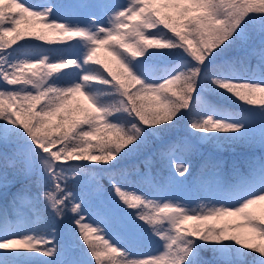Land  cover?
Listing matches in <instances>:
<instances>
[{
  "label": "snow or ice",
  "instance_id": "6c2138e0",
  "mask_svg": "<svg viewBox=\"0 0 264 264\" xmlns=\"http://www.w3.org/2000/svg\"><path fill=\"white\" fill-rule=\"evenodd\" d=\"M0 147V264H264V0H0Z\"/></svg>",
  "mask_w": 264,
  "mask_h": 264
},
{
  "label": "trees",
  "instance_id": "16d2710c",
  "mask_svg": "<svg viewBox=\"0 0 264 264\" xmlns=\"http://www.w3.org/2000/svg\"><path fill=\"white\" fill-rule=\"evenodd\" d=\"M35 1L37 0H27V3H34ZM32 43H38V44H42L43 45V42H40V41H32ZM44 47H49L48 45H43ZM225 106L227 108H229L230 110H238L236 108L235 105H231V104H225ZM183 124L186 126V122L183 121ZM187 127V126H186ZM179 130V129H178ZM178 135H179V132H177ZM229 150H234L236 151L235 153H231L230 155H226L225 151H229ZM0 151H3V148L0 147ZM9 151H11V149H9ZM218 152V153H214V152ZM201 153L203 154V156H199L197 158V156H193L191 158V163L193 161V164H192V170H193V173L196 174L199 172L200 170V165L203 163V157H207L209 155L213 156V157H222L226 163L230 166L231 165V162L233 159H239L241 157H243L244 155L248 154L249 153V150L247 148H236V149H226L224 151H218L216 148H214L212 145L210 144H204L202 146V151ZM256 155H259V152L257 151L256 152ZM178 157H179V154H178ZM163 174L164 175H167L168 174V170L167 169H163ZM229 171V168H226L225 169V172H228ZM102 183H104V185L107 187V180H104L102 181ZM137 189L141 190V191H147L146 188H142V187H139V186H136ZM4 203L3 200H0V205H2ZM144 251H152L151 248L149 249H144ZM206 255H210V254H206Z\"/></svg>",
  "mask_w": 264,
  "mask_h": 264
},
{
  "label": "rangeland",
  "instance_id": "374dc122",
  "mask_svg": "<svg viewBox=\"0 0 264 264\" xmlns=\"http://www.w3.org/2000/svg\"><path fill=\"white\" fill-rule=\"evenodd\" d=\"M46 2V0H37L35 1L34 3H44ZM178 129L177 132H179V136H184L187 134V127L183 124V121L180 123V125L178 126ZM202 151V148L201 150ZM179 158V157H178ZM193 164V161L192 163ZM138 191H141L139 189H137ZM185 200L187 203L190 204L191 207L193 208H198L200 207L201 205L203 204H207V201L206 200H203V199H198L197 197L195 196H190V197H185ZM152 251H155V249H152ZM42 259H47V258H43Z\"/></svg>",
  "mask_w": 264,
  "mask_h": 264
}]
</instances>
